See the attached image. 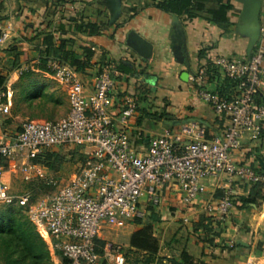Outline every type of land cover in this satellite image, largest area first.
<instances>
[{
  "label": "crops",
  "instance_id": "1",
  "mask_svg": "<svg viewBox=\"0 0 264 264\" xmlns=\"http://www.w3.org/2000/svg\"><path fill=\"white\" fill-rule=\"evenodd\" d=\"M53 1L0 0V17L4 18L1 32L8 34L5 43L15 37L20 39L18 49L27 52L32 65L37 62L36 47L41 39H28L46 24V30L54 34L61 30L77 41L92 44L95 52L92 64L78 73L86 84L101 70L109 73L113 80L110 113L116 116L120 110L133 106L125 130L131 145L140 153L163 129L179 130L190 122L203 128L206 139L223 138L224 118L195 96L197 84L189 81L200 67L220 56L242 60L261 48L264 68V0H191L190 15L165 12L155 6L154 0H66L56 6ZM218 3L227 7L222 26L210 20V10ZM80 21L97 23L99 34L85 36L79 28ZM131 33L151 45L149 57L141 56L131 45ZM9 58L0 54V75L6 77L5 91L0 90V97L4 95L8 103L18 87L20 74L18 69H10ZM18 61L23 67L22 56ZM40 75L49 74L32 69L30 78L39 82ZM213 84H209L210 88ZM257 93L264 105V78ZM154 112L160 116L150 115ZM22 121L23 116L10 111L2 121L0 140L11 143ZM230 152L238 163L249 164L264 176V126L257 136L245 133L239 149ZM89 154V149L84 147L88 161ZM3 165L0 179L10 193H31L30 183L39 177L29 173L25 179L16 161H4ZM37 167L43 172L39 164ZM236 187V197L248 195L249 186L237 183ZM257 189L255 202L241 203L237 199L224 221L209 218L213 229L205 239L200 229L194 234L189 229L199 219V205L184 209L177 187L162 186L158 205L153 206L146 200L139 205L143 215L148 207L158 215L154 225L159 250L153 264H172L170 259L185 264L182 251L190 256L192 264H264V181L258 182ZM210 192L209 186L204 198L215 197L216 193ZM184 216L189 218L185 221ZM135 229L130 220L118 227L103 224L96 239L103 241L104 247L118 245L127 249ZM44 240L53 264L61 262L60 255L54 252L57 249L51 246L52 239Z\"/></svg>",
  "mask_w": 264,
  "mask_h": 264
},
{
  "label": "built area",
  "instance_id": "2",
  "mask_svg": "<svg viewBox=\"0 0 264 264\" xmlns=\"http://www.w3.org/2000/svg\"><path fill=\"white\" fill-rule=\"evenodd\" d=\"M7 39L8 34L1 32L0 45ZM47 64L51 76L66 89L68 112L56 121H23L11 143L0 140V175L4 161H16L25 179L29 173L44 178L31 159L65 144L87 147L89 161L64 184L49 180L53 190L37 201L29 192L10 193L0 179V205L26 207L39 235L58 239L51 246L66 263L56 264H100L102 259L106 264H126L118 245L105 246L101 256L95 251L94 239L103 224L118 227L142 217L139 205L143 200L158 205L159 189L164 185L177 187L184 209L199 205L210 219L224 221L234 205L236 184L250 186L264 181L254 167L238 163L230 152L239 149L245 133L257 136L264 126V105L257 106L253 100L264 78L261 48L242 60L220 56L209 63L219 79L237 82L233 99L210 89L207 77L213 73L206 65L189 77L197 84L195 96L224 118L222 139H206L203 128L190 122L179 130L163 129L141 153L133 148L125 130L133 106L116 116L110 113L113 80L107 71H99L86 84L73 67L53 59ZM9 113L10 104L0 99V128ZM209 186L215 197L204 198Z\"/></svg>",
  "mask_w": 264,
  "mask_h": 264
},
{
  "label": "trees",
  "instance_id": "3",
  "mask_svg": "<svg viewBox=\"0 0 264 264\" xmlns=\"http://www.w3.org/2000/svg\"><path fill=\"white\" fill-rule=\"evenodd\" d=\"M65 1L66 0H54L53 4L55 6L61 5ZM70 1L73 2V0ZM154 2L157 8L165 12H171L177 15L185 12L188 14L190 13L188 12V8L191 5V0H154ZM226 9L227 7L225 5L218 3L216 8L210 10V20L215 22L218 26H222V23L226 21ZM262 16L264 20V7ZM3 19L4 18L0 17V34ZM47 26L46 24L44 28L38 29V31L28 39L30 41L34 40L36 37L41 39L40 44L36 47L37 62L33 65L29 64L30 59L27 52L19 51L17 44L20 39L15 37L0 48V54L10 56L8 60L10 69H18V71H20L18 87L17 90L15 89V92H18L19 95L17 104H26L29 109L34 108V106L43 107L45 105L44 103L53 100L51 96L43 98L42 91L44 89V84L42 85L37 81L31 80L30 75L32 74V69H38L39 71L51 75L52 71L47 62L49 59H53L58 63H65L73 67L76 72H82L92 64L91 60L95 54L92 44L84 41H77L61 30H56L54 34L50 30H46ZM79 28L81 32L88 37L99 34V26L94 22L80 21ZM20 56L23 57V67H21V63L18 61ZM206 67L208 71L212 70L213 73L209 74L207 77V82L214 83L210 89L227 100L233 99L237 82L227 78L219 79L215 68L211 67L209 63L206 64ZM5 83L6 77L0 75V90L5 91ZM38 97L40 101L32 105L33 100ZM0 99L5 101V96H1ZM253 100L255 105L262 106L257 91L253 95ZM53 101L58 102L57 99ZM17 110L16 107L12 114L17 115ZM22 115L24 116V114H21V116ZM150 115L155 117L160 116L157 112L150 113ZM30 117L31 119L28 120L36 118L34 114H31ZM50 149L37 154L31 159V162L39 165L47 163V167L55 170L56 168L53 167L54 162L52 161L54 151ZM80 158L81 160H85L86 157L85 155H80ZM37 180H42L48 187L49 192L53 190L54 187L48 182L49 180L44 178L35 179L31 181L30 184H38ZM257 185L258 183L250 185L248 195L245 197H235L234 202L239 198L241 203L255 202L259 191ZM30 194L33 197V194ZM198 218L197 222L191 223L189 226L190 233L194 234L200 229L202 235L206 239L207 234L211 233L213 227L209 225V217L204 212H200ZM130 221L136 226V229L131 233L129 238L130 247L127 249L120 248L126 264H153L159 250V238L156 235L154 225L158 221V215L152 207H148L145 215L142 217H135ZM218 223L220 222H217V224ZM57 241V238L52 239L54 243ZM103 247L104 242L95 238L94 248L101 256H103ZM54 252L60 255L59 251L55 250ZM181 255L183 256L184 263L192 264L190 256L185 251H182ZM170 260L172 264L178 263L175 259ZM61 262L66 263V260L61 257ZM0 264H53L50 249L46 241L35 229L34 224L29 220L26 214V207L18 205H0ZM100 264H105V259H102Z\"/></svg>",
  "mask_w": 264,
  "mask_h": 264
},
{
  "label": "rangeland",
  "instance_id": "4",
  "mask_svg": "<svg viewBox=\"0 0 264 264\" xmlns=\"http://www.w3.org/2000/svg\"><path fill=\"white\" fill-rule=\"evenodd\" d=\"M39 77V83L42 85L44 84V89L42 91L43 98L51 96L53 100L57 99L58 102L49 100L44 103L45 105L43 107L34 106V108L29 109L26 104H17L19 95L18 92H13L9 99L11 113L17 107V115L24 114V116L22 115L23 121L31 119V114H34L36 118L33 120L36 121H56L64 118L68 112L66 90L62 89L60 83L49 75H40ZM37 101H40L39 97L33 100L32 105L37 104ZM50 150L54 151L52 161L54 162L53 167L56 169L53 170L47 167V163L40 165L44 172V179L46 180L56 179L60 184H64L88 163L87 158H85V160H81L80 158V155H84V146L82 145L65 144L51 148ZM37 183L38 184L30 185L32 188L31 193H33V201L39 200L49 192L48 187L42 180H37ZM173 186L176 187L175 185Z\"/></svg>",
  "mask_w": 264,
  "mask_h": 264
},
{
  "label": "water",
  "instance_id": "5",
  "mask_svg": "<svg viewBox=\"0 0 264 264\" xmlns=\"http://www.w3.org/2000/svg\"><path fill=\"white\" fill-rule=\"evenodd\" d=\"M130 43L135 48V50L143 57L147 58L150 56L151 45L140 38L138 35L131 33L130 34Z\"/></svg>",
  "mask_w": 264,
  "mask_h": 264
}]
</instances>
